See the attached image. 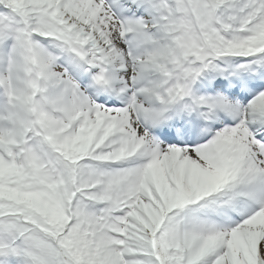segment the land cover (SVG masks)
I'll return each instance as SVG.
<instances>
[{
  "label": "snow or ice",
  "instance_id": "6c2138e0",
  "mask_svg": "<svg viewBox=\"0 0 264 264\" xmlns=\"http://www.w3.org/2000/svg\"><path fill=\"white\" fill-rule=\"evenodd\" d=\"M0 264H264V0H0Z\"/></svg>",
  "mask_w": 264,
  "mask_h": 264
}]
</instances>
